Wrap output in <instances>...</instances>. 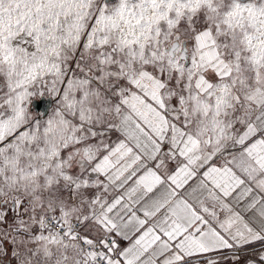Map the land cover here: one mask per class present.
<instances>
[{"label": "snow or ice", "instance_id": "1", "mask_svg": "<svg viewBox=\"0 0 264 264\" xmlns=\"http://www.w3.org/2000/svg\"><path fill=\"white\" fill-rule=\"evenodd\" d=\"M0 264H264V0H0Z\"/></svg>", "mask_w": 264, "mask_h": 264}, {"label": "water", "instance_id": "2", "mask_svg": "<svg viewBox=\"0 0 264 264\" xmlns=\"http://www.w3.org/2000/svg\"><path fill=\"white\" fill-rule=\"evenodd\" d=\"M38 109L41 110V111L44 110L43 106H39V105H38Z\"/></svg>", "mask_w": 264, "mask_h": 264}]
</instances>
